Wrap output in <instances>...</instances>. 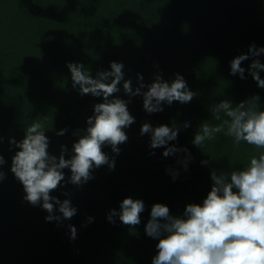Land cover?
Returning a JSON list of instances; mask_svg holds the SVG:
<instances>
[{
  "label": "trees",
  "instance_id": "16d2710c",
  "mask_svg": "<svg viewBox=\"0 0 264 264\" xmlns=\"http://www.w3.org/2000/svg\"><path fill=\"white\" fill-rule=\"evenodd\" d=\"M253 43L264 47V0H0V154L6 161V178L0 182V264H152L157 240L144 233L151 205L163 203L181 216L186 204L202 203L213 169L242 167L255 152L245 143L235 147L222 133L201 149L191 143L201 122L217 123L208 109L222 99L235 104L258 95L264 109V89L247 72L246 79L229 72L230 60ZM259 59L264 63V55ZM110 61L124 64L125 78L134 87L137 73L146 83L157 72L169 81L179 73L198 95L154 114L144 111L142 97L131 98L128 109L135 123L125 129L128 141L119 146L115 169H95L83 186L68 184L53 192L65 199L62 192L70 191L77 215L62 225L46 222L47 213L23 199V187L10 171L15 149L9 138L20 140L24 127L44 119L49 152L58 155L65 145L70 153L77 139L72 132L85 128L102 98L73 89L67 63H81L95 76L98 69H109ZM260 75L264 78V71ZM115 95L129 99L122 85ZM186 121L190 127L185 129ZM144 122L181 126L170 143L188 148L187 171L177 163L183 153L165 158L162 149L149 148V137L139 132ZM64 128L65 134L57 136ZM103 151L112 155L108 146ZM168 168L178 171L176 179ZM124 197L145 204L138 235L118 219L115 225L106 219ZM68 224L77 229L74 240Z\"/></svg>",
  "mask_w": 264,
  "mask_h": 264
},
{
  "label": "clouds",
  "instance_id": "9594fccd",
  "mask_svg": "<svg viewBox=\"0 0 264 264\" xmlns=\"http://www.w3.org/2000/svg\"><path fill=\"white\" fill-rule=\"evenodd\" d=\"M264 55V47L254 43L230 60V75L246 79V72L264 89V63L259 57ZM249 61L247 68L242 64ZM109 69H98L95 76L90 69L78 62L67 63L73 89L81 96L90 95L102 98L95 103L92 115L86 117V126L76 129L72 135L77 137L71 151L60 145L58 155L49 152L50 140L45 135L44 119H35L24 127L20 140L9 138L11 156L10 171L24 190L23 199L32 206H40L47 215L46 222L62 225L77 215V208L72 204L71 192L64 190L60 199L52 195L58 189L71 184L77 188L94 178L93 171L106 166L109 171L115 169V156L120 153V145L128 141L125 129L135 123L128 104L131 98L142 97V107L148 114L159 113L164 105L174 102L190 103L197 92L190 90L184 77L176 73L174 79L165 80L160 72L154 73L150 83H146L142 74H136V86L131 78H125L124 64L110 61ZM158 67V66H157ZM129 99L116 96L121 91ZM260 97L252 95L237 103L222 99L209 107L213 124L203 121L193 134L191 143L197 148L206 141H213L217 134L232 139L233 145L241 143L252 146L247 163L242 167L225 172L212 170L210 190L202 203H188L181 216H174L163 203H153L149 218L144 224V233L155 240L156 254L152 264H264V109L260 108ZM183 128L190 127L186 121ZM66 128L56 132L63 136ZM181 126L175 122L171 126L160 124L153 126L149 122L140 125V135L149 137L151 150L162 149L165 158L183 153L177 159L185 171L191 161V153L186 147L173 143L178 139ZM0 137V142H2ZM110 147L112 155L103 151ZM154 151L150 155H154ZM6 163L0 154V182L6 178L3 165ZM202 164H208L205 160ZM69 170L66 177L64 170ZM173 179L178 171L168 168ZM145 204L141 199L124 197L119 208L110 209L106 214L109 223L119 222L134 234L141 223V213ZM88 217L87 222H92ZM69 238H77L74 225H67Z\"/></svg>",
  "mask_w": 264,
  "mask_h": 264
}]
</instances>
